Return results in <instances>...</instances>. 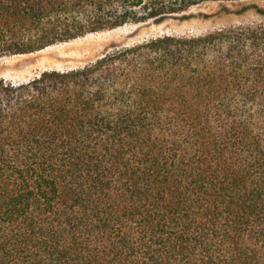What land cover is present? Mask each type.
Instances as JSON below:
<instances>
[{"label":"trees","instance_id":"16d2710c","mask_svg":"<svg viewBox=\"0 0 264 264\" xmlns=\"http://www.w3.org/2000/svg\"><path fill=\"white\" fill-rule=\"evenodd\" d=\"M207 1L0 0V56ZM0 264H264V19L0 79Z\"/></svg>","mask_w":264,"mask_h":264},{"label":"rangeland","instance_id":"374dc122","mask_svg":"<svg viewBox=\"0 0 264 264\" xmlns=\"http://www.w3.org/2000/svg\"><path fill=\"white\" fill-rule=\"evenodd\" d=\"M258 10H264V0L207 1L183 12L88 33L36 52L0 56V79L27 82L45 71L82 68L119 47L167 35H202L234 24L259 22L264 14Z\"/></svg>","mask_w":264,"mask_h":264}]
</instances>
